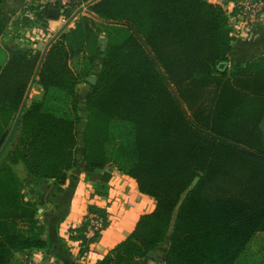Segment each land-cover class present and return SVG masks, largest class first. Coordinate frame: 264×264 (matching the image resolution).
<instances>
[{"label": "trees", "instance_id": "trees-1", "mask_svg": "<svg viewBox=\"0 0 264 264\" xmlns=\"http://www.w3.org/2000/svg\"><path fill=\"white\" fill-rule=\"evenodd\" d=\"M8 1L0 0V42L11 22ZM85 4L93 16H81L44 58L11 43L4 59L0 47V144L39 68L42 88L0 160V264L50 245L15 166L66 183L78 166L82 83L90 86L84 160L94 197L109 195L115 167L156 201L99 264L149 259L164 244L165 264H237L264 233V59L220 68L230 62L235 36L223 8L207 0L78 2ZM39 17L23 22L46 27L53 19L49 10ZM89 212L107 217L96 205ZM86 229L71 236L83 252L101 236L88 239Z\"/></svg>", "mask_w": 264, "mask_h": 264}, {"label": "crops", "instance_id": "crops-1", "mask_svg": "<svg viewBox=\"0 0 264 264\" xmlns=\"http://www.w3.org/2000/svg\"><path fill=\"white\" fill-rule=\"evenodd\" d=\"M207 1L219 7L232 8V5L226 4L225 0ZM88 8L89 4H86L82 13L93 16ZM25 24L23 22L21 25L19 21L10 22L2 41L5 44L11 41L20 46H28L30 44L28 37L38 26L27 27ZM12 26H14L15 35L11 36L8 32ZM22 29L24 31L26 29L27 33L23 35ZM254 36V39L246 37L242 38L243 40H239L236 36L227 70L236 65H245L264 59V26L257 29ZM35 84L42 94V88L38 86L37 81ZM82 113L83 111H81V116L85 130L88 113L84 115ZM111 169L113 179L110 183L109 195L102 198L94 197L93 185L86 180L84 134L82 140L79 141L78 166L68 172L66 183L63 186H58L49 180L34 178L30 176L23 164L16 165L15 170L24 182V193L27 200L34 202L38 207V218L45 227L44 238L49 241L50 245L42 251L16 255L15 264H29L30 262L33 264H99L119 244L130 238L141 216L155 211L156 201L141 193L134 179L124 175L115 167ZM91 205H96L106 211L108 223L100 238L89 244L88 255H85L86 251L83 252L82 241L74 240L71 236L72 230L84 225ZM166 249L167 244L160 248L159 256L163 259ZM126 264L161 263L142 259Z\"/></svg>", "mask_w": 264, "mask_h": 264}, {"label": "built area", "instance_id": "built-area-1", "mask_svg": "<svg viewBox=\"0 0 264 264\" xmlns=\"http://www.w3.org/2000/svg\"><path fill=\"white\" fill-rule=\"evenodd\" d=\"M78 2L79 0H25L22 8L14 15H10L11 23H13L14 20L15 22L19 21L21 25H23V21L25 20L38 23L40 12L50 9L57 10L58 16L55 20L56 30L54 32H52V29L55 27L48 25V21H53V19L50 18L47 21L46 27H43V22H41V24H36V26H38L37 29L33 30V33L28 37V41L30 42L28 46L32 47L34 50H38L39 41L47 42L48 39L52 41L62 29L65 28L64 32H67L75 25L80 15L72 22H70L71 19L77 11L85 7V5H78ZM227 3H230L232 8H228L227 6L222 8L229 19L235 39L237 36L234 30L235 25L240 21L245 22V25L247 24V29H256L264 26V0H229L226 1V4ZM70 11H73L72 15L67 14ZM54 34L55 37L52 38ZM85 223L87 224L86 237L92 239L96 237L97 234L101 235L107 228L106 223H108V216L104 218L96 213L89 212ZM85 255H88V251L85 252ZM29 264H33V262Z\"/></svg>", "mask_w": 264, "mask_h": 264}, {"label": "rangeland", "instance_id": "rangeland-1", "mask_svg": "<svg viewBox=\"0 0 264 264\" xmlns=\"http://www.w3.org/2000/svg\"><path fill=\"white\" fill-rule=\"evenodd\" d=\"M20 2H21V0H9L8 3H7V7H6L7 11H10L9 13L11 15H14L15 13H17L23 6L22 2L21 3ZM85 6H86V4H85ZM85 15H88V14L87 13L80 14V17L81 16H85ZM14 22H15V20L13 21V23ZM48 25L52 26V27L53 26L55 27L54 29H52V32H54L56 30V21L55 20L48 21ZM229 25H231L230 22H229ZM259 28H261V27H258L256 29H251V28L247 29V24L245 25V22L240 21V22H238L235 25V29L234 30H235V33H237V36L239 37V40H243L246 37H250V38L254 39L255 38L254 35H255L257 29H259ZM25 33H27L26 29H25V31L23 30V35ZM8 34L11 35V36L15 35L14 26H12V29L9 30ZM53 37H55V34L52 36V38ZM50 41H51V39H48L47 42L46 41H44V42L39 41L38 42V51H41L42 55H43V52L45 51V49H46V47H47V45H48V43ZM10 43H11V41H9L8 43L5 44V42H3L1 40V42H0L1 53L6 51L7 47H9ZM13 43L15 44V42H13ZM11 45H13V44H11ZM234 46L235 45H233V47ZM2 55H3L4 59H5L6 52L3 53ZM79 63L80 62H77V63L73 64V67H75V70L78 71V72H80L83 69V64L82 63L79 64ZM100 68H101V63H99L96 66V68L94 70V73H93V75L91 77L97 78V76L99 75V72H100ZM89 90H90V86L88 84H86V83H82L81 86H79V89H78L79 94H80V109H81V111H83L82 115H84L87 112V108H86V104H85V96L89 92ZM28 93H29V97L27 99V105L31 104L35 99L42 97V94L40 93V90L38 89L36 84L31 88V91H29ZM16 123H17V121L13 125L11 131L8 132L6 140L3 143L0 144V152L3 149V147L5 146V144H7V142L11 143V141L14 140L13 139L14 137H16V138L18 137V134H14L13 135V130H14L15 126H16ZM119 126H120V128L123 131H127L128 133L131 131L130 130L131 126H129V125L125 126V125L121 124ZM83 134H84V122L81 121V124L79 125V141H80V139L82 140ZM12 135H13V137H12ZM78 153H79V150H78ZM77 156H78V154H77ZM13 264H15V260H14ZM237 264H264V233H259L252 239V241L248 245L245 253L240 258V260L238 261Z\"/></svg>", "mask_w": 264, "mask_h": 264}, {"label": "water", "instance_id": "water-1", "mask_svg": "<svg viewBox=\"0 0 264 264\" xmlns=\"http://www.w3.org/2000/svg\"><path fill=\"white\" fill-rule=\"evenodd\" d=\"M83 11H84V8H81V9H80V10L74 15V17L71 19L70 22H72L76 17H78ZM49 14H50V16H51L52 18H56V17L58 16V12H57V10H55V9H50V10H49ZM64 31H65V28L62 29V30L56 35V37H55V38H54V39H53V40L47 45V47H46V49H45V51L43 52V55H42L43 58H44V57L46 56V54L48 53V51H49L50 47L52 46V44L55 43V41H56V40L62 35V33H64ZM101 44H102V45H105V44H106V40H105V39H102V40H101ZM227 65H228V64L223 63V64L220 65V68H221V69H225V68L227 67ZM39 70H40V68L38 69L36 75L34 76V79H33L32 83H31V85H30L29 91H31V88L35 85V83H36V81H37V79H38ZM88 82H89L91 85H95L96 82H97V79H96L95 77H90V78L88 79ZM29 91H28V92H29ZM28 97H29V93H27V95H26V98H25L24 103H23V105H22L21 111H20L19 116H18V118H17V123H16V126H15L14 130H13V135L16 133V130H17V128H18V124H19V122H20V119H21V117H22V115H23V113H24V110H25L26 107L28 106V105H27V99H28ZM13 135H12V137H13ZM9 143H10V142H7V144H5V146H4L3 149L1 150V152H0V159H1V157L3 156L4 152L6 151V149H7ZM148 258H149L150 260H153V261L159 262V263H161V264H164L162 258H161V257L159 256V254L156 253V252H150V253L148 254Z\"/></svg>", "mask_w": 264, "mask_h": 264}]
</instances>
